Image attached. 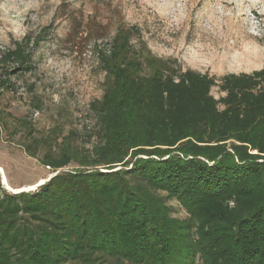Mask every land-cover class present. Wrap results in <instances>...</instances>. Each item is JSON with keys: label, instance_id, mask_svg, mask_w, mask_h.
<instances>
[{"label": "trees", "instance_id": "1", "mask_svg": "<svg viewBox=\"0 0 264 264\" xmlns=\"http://www.w3.org/2000/svg\"><path fill=\"white\" fill-rule=\"evenodd\" d=\"M46 36L0 48V102L36 71ZM98 57L92 146L33 135L22 146L57 173L32 191L0 183V264H264V67L220 77L185 68L124 24ZM28 92L40 111L35 83ZM15 119L32 135L26 116Z\"/></svg>", "mask_w": 264, "mask_h": 264}, {"label": "rangeland", "instance_id": "2", "mask_svg": "<svg viewBox=\"0 0 264 264\" xmlns=\"http://www.w3.org/2000/svg\"><path fill=\"white\" fill-rule=\"evenodd\" d=\"M122 24L138 27L154 54L175 57L185 68L220 77L264 67V0H0L1 49L26 34L47 35L34 51L36 71L15 79L16 91L1 98L0 111L7 116L6 127L0 126L4 190L16 193L6 182L32 191L36 187H25L57 173L22 146L33 135L72 134L78 145L92 146L96 120L89 105L102 96L105 81L98 53ZM31 83L40 111L30 104ZM212 93L223 94L217 87ZM15 116L32 122V135L17 126ZM168 202L175 215L186 216L178 201Z\"/></svg>", "mask_w": 264, "mask_h": 264}, {"label": "bare ground", "instance_id": "3", "mask_svg": "<svg viewBox=\"0 0 264 264\" xmlns=\"http://www.w3.org/2000/svg\"><path fill=\"white\" fill-rule=\"evenodd\" d=\"M241 58H242V57H241ZM241 58H240V59H241ZM249 58H250V55H249ZM249 58L246 57V59H247L248 61L250 60ZM238 60H239V59H238ZM235 61H236V60H235ZM241 61H242V63H240V64H241L242 66H246V67L250 66V65L247 66L248 62H247L246 60H241ZM233 66H234V67L237 66V62H236V64H234ZM242 66H240V67L242 68ZM240 67H239V68H240ZM237 68H238V67H237ZM45 181H46V179H45ZM45 181H44V182H45ZM44 182H42V183H44ZM42 183L36 184L33 188H30V189L32 190V189H34L36 186H38V185H40V184H42ZM5 184H7V183L5 182ZM20 191H26V190L24 189V190H20ZM20 191H17V190H16V192H20Z\"/></svg>", "mask_w": 264, "mask_h": 264}, {"label": "crops", "instance_id": "4", "mask_svg": "<svg viewBox=\"0 0 264 264\" xmlns=\"http://www.w3.org/2000/svg\"><path fill=\"white\" fill-rule=\"evenodd\" d=\"M7 185H8V188H12L13 190H18V189H20V188H13V187H11L8 183H7ZM33 186H34V185L26 186L25 188L30 189V188H32Z\"/></svg>", "mask_w": 264, "mask_h": 264}, {"label": "water", "instance_id": "5", "mask_svg": "<svg viewBox=\"0 0 264 264\" xmlns=\"http://www.w3.org/2000/svg\"><path fill=\"white\" fill-rule=\"evenodd\" d=\"M53 176H54V175H53ZM51 177H52V176H51ZM51 177H49L48 179H46V181L49 180ZM46 181H45V182H46ZM2 184H3V183H2ZM42 184H43V183H42ZM40 185H41V184H40ZM40 185H38V186H40ZM38 186H36V188H37ZM20 192H21V191H20ZM16 193H17V192H16Z\"/></svg>", "mask_w": 264, "mask_h": 264}]
</instances>
